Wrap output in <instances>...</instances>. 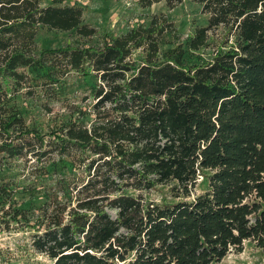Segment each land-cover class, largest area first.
Returning a JSON list of instances; mask_svg holds the SVG:
<instances>
[{"label":"trees","instance_id":"1","mask_svg":"<svg viewBox=\"0 0 264 264\" xmlns=\"http://www.w3.org/2000/svg\"><path fill=\"white\" fill-rule=\"evenodd\" d=\"M63 1L0 0V153L55 152L35 177L70 171L43 186L32 218L3 206L12 190L0 185L1 221L30 227L49 264H221L245 240L264 264V0H189L207 23L165 50L177 28L164 13L104 31L100 45L38 50L43 26L98 33L82 6ZM133 1L171 8L184 0ZM207 48V57L188 59ZM50 66L96 83L83 97L90 110L71 106L47 139L8 102L26 69ZM159 185L170 200L151 198Z\"/></svg>","mask_w":264,"mask_h":264},{"label":"rangeland","instance_id":"2","mask_svg":"<svg viewBox=\"0 0 264 264\" xmlns=\"http://www.w3.org/2000/svg\"><path fill=\"white\" fill-rule=\"evenodd\" d=\"M51 0H40L41 5H47ZM74 3L83 7V19L94 26L98 33L90 37L79 36L74 30H57L46 26L37 31L35 41L37 49L56 48L67 43L81 46L84 44L100 45L101 33L104 31L117 34L122 28L132 24L145 25L151 16L164 13L169 21L173 22L177 31L175 35L167 34L160 45L161 50L173 46V40H182L193 30L195 26L205 25L207 15L201 12L199 4L189 0L168 7L163 1L155 2L147 7L136 4L133 0H64L62 4ZM176 37V38H174ZM207 48L202 53H194L188 56L195 61L205 58L209 54ZM50 73H40L38 70H25L29 78L13 94L8 106H13L21 115L29 127H35L39 132L45 133L48 139L50 131L58 127L69 115L71 106L86 107L88 111L91 99L83 97L90 92V88L96 83L94 75L88 77L78 76L73 71H64L50 66ZM29 71V72H28ZM76 116V113L72 114ZM85 122L90 120L84 116ZM29 137L22 140L26 142ZM29 140L33 141V138ZM37 144V143H36ZM37 146V145H35ZM56 158L55 152H49L36 159L34 155L25 152L22 157H8L0 153V185L5 184L11 189L10 200H3V206L10 203L12 208H24L28 210L32 218L34 208L44 201L43 186L51 184L55 175H70L69 169L63 173H52L43 177L37 176V163L48 164ZM37 178V180L35 179ZM36 180V181H35ZM205 188V183L198 184L196 191ZM151 198L158 202L170 200L168 186L159 185L150 192ZM30 227L20 228L12 220L8 225L0 219V264H49L50 261L37 254L31 245ZM221 264H262L260 249L251 240H245L240 250L231 249L220 261Z\"/></svg>","mask_w":264,"mask_h":264}]
</instances>
